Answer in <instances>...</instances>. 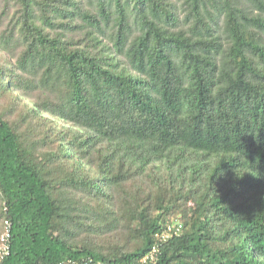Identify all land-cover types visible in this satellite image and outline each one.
<instances>
[{
  "label": "trees",
  "instance_id": "trees-1",
  "mask_svg": "<svg viewBox=\"0 0 264 264\" xmlns=\"http://www.w3.org/2000/svg\"><path fill=\"white\" fill-rule=\"evenodd\" d=\"M6 218L2 264H264V0H0Z\"/></svg>",
  "mask_w": 264,
  "mask_h": 264
},
{
  "label": "built area",
  "instance_id": "built-area-1",
  "mask_svg": "<svg viewBox=\"0 0 264 264\" xmlns=\"http://www.w3.org/2000/svg\"><path fill=\"white\" fill-rule=\"evenodd\" d=\"M8 207L6 203H4V212L8 214ZM182 229V225L173 226L169 225L167 230H163L162 232L157 234V238L160 239V241L165 242L166 240L170 239L171 237L175 235L180 234ZM12 236H13V224L12 222L6 218L3 222V232L0 236V264L4 262L11 254V248H12ZM160 245H155L151 251V253L146 257V260L152 259L154 260L155 257L158 255L160 251Z\"/></svg>",
  "mask_w": 264,
  "mask_h": 264
}]
</instances>
